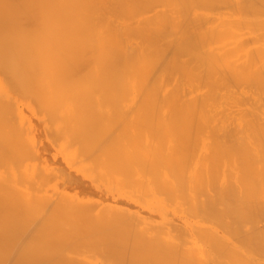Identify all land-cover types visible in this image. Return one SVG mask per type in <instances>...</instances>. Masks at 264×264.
<instances>
[{
  "label": "rangeland",
  "instance_id": "1",
  "mask_svg": "<svg viewBox=\"0 0 264 264\" xmlns=\"http://www.w3.org/2000/svg\"><path fill=\"white\" fill-rule=\"evenodd\" d=\"M112 1L115 2V0H112ZM127 1L128 0H126V1L124 0V2H122L121 0H118V1H116V4L118 2L119 3L121 2L120 4L119 3L118 4L122 5V3H124V5H122V7L123 6L126 7L125 4L127 3ZM130 1L135 2L136 6H133V4H134L133 2H132V6L134 8H137L136 10L135 9L133 10V7L130 6L131 4L130 5H129V3L127 4V6L128 7L130 6V8H131V9L128 8L129 11L133 10L132 11L133 13L135 11L138 12L137 14L134 13V15H136L135 17L133 15V13L130 14L131 11L129 12V11L124 10L126 8L123 7L124 8L123 9L122 7H120L119 10H116L117 9L116 7H118V4H117V6L115 3L110 4L109 9L111 10L112 4L114 5V6L112 5L113 9H115V10H112L110 12L120 11L121 8H122V11H120V12H122L123 14H124V12H126V13L129 12L128 14L125 13V16L121 17V18H120V14L118 17V15L116 13H114L117 15V18H118V19L117 18L115 19L114 24L120 22L124 25H126V24L130 25L132 23L131 27L130 26L129 27L131 28V31L133 29V30H135L133 32H136L138 30L137 28L141 26V25H138V21L143 20V22L142 23L140 22V23L143 25V27L141 26L142 27L141 29L144 30L143 28H144V26H147V24L144 25L143 23H145V22L151 23V21H153V19H149L150 21H148L147 20L148 17H152V16L155 17L154 15L156 14L157 17H156L155 21L160 18L159 21L163 22L161 20L165 17V14L166 15L168 14L166 17H169V20L171 17V19H172L171 21H173L171 23H174V24H171V26L165 25L166 27L163 26L164 28L159 27L160 29H157V30H159V31L162 30L161 32L158 31L159 33L158 32L155 33V31H156L155 30L154 33L151 34L152 37H153V35L155 36V34H156V37L158 39V35L160 36L161 33L162 34L164 33L163 36L161 35V37H162L161 39L166 38V39H163V43H165L164 41H166L167 47H165L166 46L165 44L161 47L162 48L165 47L163 49L165 51V53H169V51L171 52V50H173L172 49L173 47L171 48V45L169 44V42H171V41L173 42V40L175 38H177L175 40H179V39H181V37L182 38L184 37L183 39H181L182 41L183 40L189 41V38L191 39L192 37L196 38L195 41H197L199 39L200 40L204 39L203 41H206V43L208 44L211 42L210 40L213 37L216 38L217 36H222V38L223 37L226 38V36L227 37L231 36L233 33L238 34V33H244L245 32L243 35V39L251 37V38L246 39L249 42L250 47H253L254 45H256V43H254L256 41H254L253 42L254 44H253L249 40V39H252V37H253V39L256 37V40H258V39L262 40L264 38V31H262L263 28L260 29V31H262L261 33H263V38H262V34L260 35L262 39L259 36L260 31L257 29L264 22H262L261 24L260 23L255 24V26H258L260 24L258 27H255L252 25V28L255 27L257 29V31H259V32H257V31L253 32L252 30H254L255 28L251 29V26H248V23H247L248 20L247 19L253 20L254 16H251L249 18L248 17L249 13H248V15H247V13H246V15H242V14H240V12H239V14H236L237 16L234 15V13H237V11H234L235 8L233 6L232 7L234 8V10H233V8L230 7L229 3L231 2V0H156V1H154V0H145V1L139 0V2L137 0H129V2ZM104 2L102 3L103 5L109 1H107L106 3H104ZM93 3H95V2L93 1ZM98 3H97V5H98ZM149 3H153V4L149 5ZM232 3H234L233 0H232ZM67 4H68V9H67L68 14H67L66 19H65V20H67V22L63 23V21H62V19H63L62 1L57 0V21H58V27L59 28H61V25L66 26L65 29L67 30L69 28L67 31H68V33L70 32L72 34V36H74L76 38L86 37L87 41L89 38L95 39L98 36L99 37L102 36L101 38H103V39H109L111 34L114 35L113 32L111 34L109 33V30L106 28V24L101 29V25H100L101 23H98V22H100L99 20H98L97 24L95 25V23H96L95 21L97 19H95L94 17L96 16V18H97V17H99L98 15H100L99 12H97L95 10H97V8H98V11H100L103 9V7H97V8L95 7V10H94L92 8L94 5H92L91 6L92 9H90V11H88V8H87L88 5L85 4V0H67ZM82 4H85V5L83 6ZM88 4L90 5V3H88ZM81 6H83V8H81ZM99 6H101V5H99ZM99 8H102V9L99 10ZM92 10H94V12ZM103 10H105V9H103ZM91 11L93 13H90ZM110 12H108L109 15L106 12H104L107 15L106 16L107 20H109V19L113 20L114 19V18L112 19V17H111L112 15L110 14ZM120 12H117V13H120ZM155 12H158V13H155ZM161 13H163L162 16L158 15ZM88 15L89 16L92 15V18H88V20H87ZM101 15H102V13H101ZM241 15H242V17H241ZM261 15H262V13L259 15V17L258 16L256 17V15H255V17H254L255 22H256V19L257 20H259V19L263 20L264 19V16H261ZM115 16H113V17H115ZM126 16H128V17L131 16L129 18L130 19L133 18V19L129 20V18H128V20H124L127 18ZM141 18H142V20H140ZM166 19L168 20V18H166ZM90 20L91 21L94 20L93 23ZM107 20H105V23L106 22L108 23ZM117 20H118V22H117ZM183 20H184V23L181 22ZM235 20L237 22L238 21L240 22V20L241 21L245 20L246 22L245 21L244 22L246 23V25L248 27H250L251 30H249L246 27V25L244 24L243 21L241 22V24L242 25L244 24L243 28L246 27L247 29L244 28L242 30V28H239L240 27V26L238 27V25L240 24L239 22H238V24H236L237 22H235V25H233V27H231L232 26L231 23ZM175 21H177V22H175ZM166 22H168V21H166ZM66 23H68V25ZM153 23H155V22H153ZM122 24H119L118 26H121ZM124 25H122L120 27L123 30V32L125 31V28L127 30V26H124ZM172 25H173L172 29H167V31L163 32V29L168 28L169 26L172 27ZM178 25L181 27H179ZM242 25H241V27H242ZM102 26H103V24H102ZM113 26L115 28L118 27L116 25H113ZM149 26H152V25H149ZM176 26H177V28H176ZM234 26H236L237 29H235L236 27H234ZM123 27H125V28L123 29ZM152 27L154 29H156L157 25L156 26L153 25ZM262 27H264V26H262ZM105 28L107 30L104 33L102 31ZM148 28H149L148 26H147V28L145 27V29L147 30L146 34L149 31ZM122 30H120V31L122 32ZM239 30H241V31H239ZM139 31L140 30H138V33H139ZM251 31H252V33H251ZM165 32L167 35L169 34L168 37L165 34ZM116 33L118 34V31ZM125 33H126V31H125ZM125 33H124L123 37H125ZM140 33L142 34V32H140ZM100 34H101V36H100ZM128 34H129V32H128ZM137 34H135V35H137ZM255 34H257V35H255ZM135 35H133V37L136 38ZM192 35H194V36H192ZM118 36L119 35H117L116 37H118ZM143 36L141 35V39ZM149 36H148V38H150ZM164 36H166V37H164ZM236 36H238V35H236ZM87 37H89V38H87ZM123 37L122 36H121V38L119 37L120 38L119 40H122ZM133 37H131V36L129 38L127 37V40H126V38H125V40L129 41V39L133 38ZM172 37H175V38H172ZM113 38H115V37H113ZM144 38H146V37H144ZM231 38H232V36H231ZM139 39L140 38H138L135 41L131 39V41L134 43V42H138ZM167 39H169V41ZM253 39H252V41H253ZM193 40L194 39H192V41ZM174 42H179V41H174ZM206 43L204 42V44H206ZM260 44H264V41H262V42L260 41V43H258L257 46ZM205 48H207V47H205ZM205 48H203V49L200 48V49L204 50ZM200 49H198V50L201 51ZM99 87L102 88L101 86H99ZM37 88H38V86H37ZM100 88H98V89H100ZM22 90L24 93L23 95H19L17 93V95L19 97L18 101L10 102V103H1L2 105L0 104V109H2V112H0V115H1L0 116V176H1L0 177V197L2 199L4 197H6L5 198L6 201L3 200L5 202H7V200L11 201V202L9 201L6 204L4 203L5 206H4V204L0 205V209H1L0 210L1 211L0 212V232L2 233L1 239L2 240L5 239V241H3V242L5 243L6 240H9V238H10L9 247L13 246L11 248V250H9V251L13 250L12 252H9V251L5 252V250L3 249L5 247H4V245L0 239V242H1L0 243V259L2 261L3 260L5 261L6 258H7V260H9L8 263L5 262V264L6 263L10 264L9 262H11L10 260H12L13 258L16 260L15 257L20 258L21 259L20 261H24L26 263H31L28 261H35V263H39V264H41L40 262L42 260L45 261V258L48 257L46 259L45 263L46 262L48 263V261H50V262H55V263L59 262V264H61V262L64 263L62 259L64 258V256L67 253H70V257H72V256L73 257L85 256L87 258L96 257V258H99L100 260H103V259L112 260V258H114V257L108 256L105 252V249H107V248H104V246L105 247L111 246L112 243H113L112 244L113 247L117 246L118 248H122V247L127 248L126 247L127 245H128V247H130L127 250L125 249V251H126L125 257L122 256L121 259H124V258L126 259V257H127V260L132 259L133 257L131 256L130 252L132 251V249L133 250L135 249L136 253H135V251H134V253L138 257V258L137 257L136 258L142 260V259L146 258L147 253L144 252L145 248L143 250L142 245L140 243H143V245H145V242L143 239H145L146 237L149 238L150 234L152 233V231H151L152 229L157 231V232L159 231L161 234H165L164 237L167 238L166 240L167 241L170 240V241H168L170 243L175 242L173 244L176 246V248H177L176 244H178V242H179L178 245H180V247H178V249L175 248V250H176L175 252H177V255H175L174 253L172 254V255H175L176 257L170 255L171 253L167 254V256H170V257H169V259H167L168 262L164 261L165 264H168V263L169 264H198V263L199 264H201V263H203V264H264V251H263L264 250V247H263L264 246V227H263L264 226V221H263L264 220V162H263L264 161L263 160L264 154H263V152L264 151H262V150H264V143H263L264 142L263 141L264 130H262V128L264 127V100H260V99L258 100L257 99L260 97H255L256 98L255 100H254V98H253V100L252 99L248 100V98H247L248 101H245V99H243L244 102L243 101L240 102V100H238L239 102H237V100L236 101H234V100L233 101H231V100L230 101L229 100L219 101V103H216V105H217V107H216L217 112L216 113L217 114L216 113L214 114V115H216V117L214 116L215 120H214V117L212 118V122H211V119L207 120V118H204L207 121L206 120L203 121L202 118H200L199 121L194 120L195 122L192 120H190L191 122L187 120L186 122H188V123L194 122V124L192 123L193 126L191 125V129H190V127H188V125H189L188 123H187L188 125L186 124L187 125L186 126V125H184V122H182L183 120H179L180 122L183 123L182 125L179 126V124L177 125V123H176L177 120L174 119V121L177 125V128L174 129L175 127L173 124H175V123H173V121H172L173 118L171 121H170L171 118H169V119L166 118L167 120H169L168 122H170L168 124L167 120H164L165 118H161V117L158 118L157 116H154V115H153L154 116L153 117L152 114L150 116H152L153 119L150 116L149 117L146 116L145 112L147 111V108L150 106L147 104V106H148L147 107L145 105L146 102L145 103L142 102L143 104L142 103L141 104L145 105L147 108L145 110H143L145 107L144 108L139 107V110L140 109H142V110L137 111L136 105L134 104V102H132L133 103L132 104L131 102H126V101L125 102H121V101L118 102L116 100L115 101H102V100L96 101L94 99H88L89 101H91V103L88 102L86 104L84 101H82L83 103L80 102V104L84 105L83 108L86 111H88V112H86V114H87L86 115V114H83L85 111L84 109L79 111L81 109L80 108L81 105L78 108L79 104H75V102H66V101L36 102V100H34V99H33L34 101H32L31 98L27 96V93L25 95L24 89H22ZM250 90H251V88H250ZM253 90L255 91V89H253ZM18 92L20 94H22L20 92V90ZM24 95H25V98H24ZM79 101H81V100H79ZM76 103H77V101H76ZM138 103L139 102H136V104H138ZM116 105H117V107H115ZM132 105L135 106V111L140 112V113L142 112L141 113L142 117H141L140 113H137L138 116H135L137 114H135L136 112L132 109V107H133ZM139 105H137V108ZM151 105L154 106V104H151ZM1 106H2V108H1ZM114 107H115V109L116 108L118 109L119 107L122 109L119 108L118 110H114ZM76 108H78V109H76ZM89 108H92V111L90 110V112H91L90 114H88ZM150 108H151V106H150ZM131 109L135 113H133V111L131 112ZM77 110L80 113H77L78 112ZM116 111H119V113H120V111L121 112L123 111V112L120 113L121 114L120 115ZM81 112H83V113L81 114ZM111 112H112V114L117 113L116 115H119L116 117H115V115H113L114 118L116 119V120H114V121H116L114 123L112 122V120L109 121L108 115L111 114ZM114 112H116V113H114ZM75 113L79 114V115H76ZM123 113H127V114H124L122 116ZM133 115H134V117H133ZM113 116L112 115L110 116L111 119L113 118ZM139 117H141V119H138ZM143 117H144V122L142 121ZM155 117H156V119L154 120ZM117 118H119V119H117ZM145 119H148V120H145ZM151 119H152V121H150ZM157 119H160V120H157ZM117 120H118V122H117ZM123 120H124V123H123ZM127 120H129V122ZM133 120L134 121L135 120H139V121L141 120L142 122L141 121L140 122L139 121L133 122ZM200 120L203 121L202 125H201L203 127H201V128H200V123H201ZM153 121H156L157 123L156 122L153 123ZM179 121H178V123H180ZM214 121H216V123H217V128H216V132L218 133L217 135H215L216 132L212 133V130H210L211 129L210 127H212L211 125L216 124ZM82 122H83V124H82ZM98 122H100V123H98ZM171 122L173 123L172 125H171ZM125 123H126V125H125ZM128 123H129V125H128ZM134 123L135 124L139 123L137 125H141V127L136 126ZM151 123H153V124H151ZM161 123L162 124L164 123L163 125L165 127ZM165 123L167 124V126H169V128H170V126H173V128L171 127V129L168 130L169 128L166 126ZM196 123H199V125H197ZM204 123L205 124L207 123V124L205 125ZM120 124H122V125L120 126ZM208 124H210V127ZM114 125L115 126L118 125V126L115 127ZM142 125L145 127L143 128ZM147 125H149V127ZM204 125H205V127L208 125L206 128L207 129L209 128V129L206 130ZM225 125L228 126V129L233 127V129H232L233 131H231L232 133L227 132V134H225L224 132H222L223 133V135H222V133L220 132L221 131L220 129H222L221 126H225ZM198 126L200 129L198 128ZM234 126L236 128H234ZM243 126H244V128H243ZM137 127H138V130L142 129L143 133L141 131L135 130V129H137ZM180 127H182V128H180ZM185 127L187 130L188 129L189 130L193 129V130L189 133V130L187 132L186 129L185 130L183 129ZM117 128H118V131H117ZM178 128H179V130L181 129V131H179ZM218 128H220L219 131H218ZM201 129H204L206 132L204 131L205 133L203 134L202 133L203 130H201ZM234 129H235V131H234ZM243 129H245L244 130L245 132L243 131ZM124 130H125V132H124ZM175 130L176 131L178 130L179 133L175 132ZM183 130L185 132V135L183 133ZM197 130H199V131L201 130V133H199ZM209 130H210V132H208ZM120 131H122V132H120ZM193 132L195 134H192ZM207 132L209 133V135L207 134ZM262 132H263V135H262ZM139 133L140 134L142 133V134L140 135ZM186 133H188L190 135H188V134L186 135ZM198 133L203 135V137H205V135H207L209 137V139L210 138L211 139L209 140V139L203 138L201 135H199L200 141L199 140L197 141ZM135 134H137V135H135ZM152 134L154 135V137ZM178 134H179V136H178ZM182 134H183V136H182ZM191 134L195 135V138H193L194 136L192 137ZM212 134L215 137L217 136L216 141L217 140L218 141L216 144L217 145L219 144V146L221 145L220 151L217 153H220V152H222V153H220L219 155L217 153H214V152H216L217 149H219L218 146H217V149H215L213 152L209 151V153H210V154H208L209 163L211 161L210 155H211V157L215 154L218 155V157L221 155H222L221 157H223V158L225 157L224 158L225 160L223 158H220V157L219 158L221 160L218 158L215 159L216 156H215V158L212 157V159L217 163H214L211 165V163L214 162L212 160V162L210 163L211 167L214 165L216 168V164H219V165H217V168L215 169L217 171L216 173H215L214 168L210 169L211 167L206 165L207 161L203 162L204 167H202L203 166V164L201 165L202 161L198 159V156H199L198 151H200V150H201L200 151L201 155L206 154L205 157H207V153H208L207 149H209V148L211 149V147L209 146L210 145L209 141H211V144H212V141H215V137L212 138V136H213ZM139 135L143 136V137L141 138ZM224 135L226 138L224 137ZM228 135L230 136V138L227 137ZM136 136H138L139 138ZM184 136L187 138H185ZM188 136H191V139L192 138L193 139L191 140L190 137L188 138ZM132 137L134 140L132 139ZM148 137L150 140H148ZM179 137H181V138L179 139ZM238 137H239V139H238ZM249 137H251V139ZM173 138H174V140L176 138V140L175 141L173 140V143H171L172 142L171 140ZM201 138H203V139H201ZM228 138H229V141H228ZM169 139H170V141H169ZM188 139L190 140V142L191 141L194 142L195 146L199 145V144H195V142L200 143V146L197 147L198 149L196 150V148H195L196 153L193 150L194 148L193 149L191 148L192 142L190 145H188L189 143H187V145H188L187 147L184 145L183 141L186 140V142H187ZM177 140L178 141L180 140L184 146H182V143L180 141H179V143H177L176 142ZM189 140H188V142H189ZM160 141L162 144H165V146L164 145L162 146V144L159 143ZM222 141H224V143L227 141L228 143L223 144ZM230 141L234 144L230 143ZM134 142H135V144H134ZM174 142H176V144H175L176 146L178 144L179 147H181V146H182V148L185 147V148H187V151H190V149H191V151L193 150V152L196 154V156H194V154H192V156H194L192 162H191L192 159H190V160L188 159L190 162L189 164L191 165V169H190L189 164L185 163L186 160H184V159H187L186 158L187 157L186 156L187 151L185 152V154L183 152V154L185 155V158L179 156L178 154L181 153L179 151V149H181V148L176 147V149H175V145H172V144H174ZM206 142L209 144H207ZM219 142H221V144ZM147 143H149V144H147ZM156 143H159L158 145L161 144L160 146H162V148H160L159 146L154 147V146H157V145H155ZM245 143L248 144L249 147H247L245 145ZM258 143H260V144L258 145ZM204 144L206 147L208 145L209 148L207 147L205 150ZM229 144H230V146H229ZM231 144H232V146L235 145L234 146L235 148L232 147ZM239 144H240V146H239ZM170 145L173 146L172 149L174 151H177V150L178 151L174 153L172 151V149H167V146L169 148H171ZM261 145H263V149H262ZM195 146H193V147H195ZM222 146H223V148L224 147L226 148L225 149V151H226L225 155H223L224 149L222 148ZM228 146L230 148L231 147L233 148V149L231 148L232 151H231V149H229ZM241 146H244V147L242 148ZM188 147H190V149ZM156 148H158V149L160 148V150H158ZM185 148H183V149H185ZM227 148L231 152V154L229 153V151L227 152ZM245 148H247V149H245ZM164 149H165L164 156L165 155L167 156L168 154H165V153H168L170 150V151H172V153H174V155H177L181 159L184 158L183 160H181L179 158L177 159L176 156L173 158L172 157L173 154H172V156L168 155V157L166 158L168 160L167 161L168 164L167 163L166 164L168 165L169 169L171 168V167H169V164H170L169 162L172 160L171 162L173 163V159H174V163H176L177 165H178V160H179V163L182 161V164L184 162L185 165L189 166V167H186V169H188V168L189 169L186 170L187 172H185L186 173L185 174L184 172H182V169L180 168L182 164L180 163L178 165V167L180 166L179 168L181 169V170L179 169V171H181V173L184 174V176H179V177L185 178V177L189 176L186 179L181 178L183 181L182 180H181V182L179 181L180 184L177 183V181L176 182L173 181L174 179H172V176L175 179H177V178L179 179V177H177L178 172H176V173L174 172V171H178V168H176V170H174L175 169L174 168L173 169L174 171L171 168L170 170L168 169L169 170L168 171V170H166L167 168L165 169V167L167 165H165V163L161 164L162 160H165L164 156H162ZM259 149L261 150V152H259ZM156 150H158V151L162 150L160 152L161 153L160 156H159L160 153L158 151H157L158 154H156V152H155ZM241 151L243 152L242 156H240ZM153 152H155L156 155ZM244 152L246 155H243ZM258 152L260 154L262 153V155H260ZM254 153L258 154V155H255ZM183 154L181 153L180 155H183ZM226 154L228 155L227 157H226ZM247 154H249V155H247ZM157 155L159 156L158 158H160L162 156V158H164V159L160 158V160L162 159L161 163L159 161V162H157V163H159V165L157 164V166H155V164H156L155 162L158 159H156L157 157H154V156H157ZM229 155H232V156H230L231 158L229 157ZM252 155H254V157ZM170 156L173 159L169 160ZM249 156L250 157L252 156L251 162L253 164L247 163L246 167H249V166L251 167V168L249 167V170H248V168H246V167H245L246 169L242 168V165H240V164H242L241 161H243L244 158H246V160L247 159L249 160V158H250ZM262 156H263V158H262ZM150 157H151L152 162H154L153 158L156 159L154 162V167H153L156 171H154V169L153 170L151 169V166L153 165V163L150 162V160H149ZM188 158H190V157H188ZM201 158H204V157L200 156V159ZM253 158H256V159H254L255 162L253 161ZM257 158H259V159L257 160ZM226 159H227V161H226ZM234 159H236V160L234 161ZM240 159H242V160H240ZM197 160L201 161L200 165H199L201 167H199V170H200V168L204 169V174L202 173L204 176H202V177H204L205 181L197 179V181H200V182H198V184H197V182L194 183L195 187L193 188L194 184L192 185V181H193L192 177H195L193 174H196V175L198 174L197 170L195 169L198 166L197 165L198 163H196ZM206 160H208V159H206ZM223 160H224V162H222ZM238 160H240V161H238ZM175 161H177V162H175ZM236 161L238 163H236ZM163 162H166V161H163ZM186 162H188V161H186ZM218 162H221V163H218ZM248 162H250V160ZM149 164H150V166H149ZM184 164H183V166L185 167ZM236 164H238V165H236ZM160 165H165V166H164V168H162V169L158 168L159 170H157V168H155V167H159ZM239 165H240V167H239ZM174 166H176V165L174 164ZM260 166L263 169L260 168ZM149 167L152 171L148 169ZM184 167H182V168H184ZM207 167H208V170L210 169L211 173L213 172V170H214L213 174L215 173V175H213L214 177L211 175L213 180L211 179V177L208 178L211 181L207 180V177L210 176V174L208 176L206 175V171H207L206 168ZM217 169H221V170H217ZM251 169H252V171H251ZM195 170H196V172L194 173ZM224 170L226 172H224ZM244 170H245V172H244ZM148 171H150L149 173H151L153 171L156 173H157V171L159 173L161 172L159 175L157 173L160 182L165 183V181L166 182L169 181L170 184H172V186H171V185H169V182L167 183V186H169V190L171 188L174 189L175 185L178 186V189L177 188H176L177 190L174 189V192L175 191L179 192L180 189L181 190L184 189L183 191H186L187 195L189 196V200H188V196H187L186 197L187 200H185V202H186L185 203L184 201H182L181 197L175 198L173 196L174 198H171L173 201L170 199L172 201L171 205H169L170 204L169 203L170 200H169L165 204L167 206H164L161 210L150 214V212L147 210L146 206L148 204L157 202L162 197V195H161L162 193H160L158 195L156 192L153 191V190H155V189H153L154 188L153 186L155 184L154 182H156L158 180H155L154 178H152V176L155 177V175H156L154 172H153L154 174L152 173L153 174L152 175V174H149ZM229 171L232 173V175L230 174ZM246 171H247L248 175L247 174L244 175L246 173ZM167 172H168V174H167ZM173 172L175 174H177V176H174ZM243 172H244V174H243ZM225 174H226V176H225ZM236 174H237V176H236ZM160 175L162 177H160ZM169 175L171 177H169ZM198 175L196 177H198ZM244 176H247V177L245 178ZM190 177H191V180H190ZM199 177H201V175H199ZM225 177H227V178H225ZM240 177H242V178H240ZM151 178L153 180H151ZM187 179L190 180V184L192 185V187L188 184L187 181H189V180H187ZM199 179H201V178H199ZM238 179H239V181H238ZM184 180H186L187 184L184 183L185 182ZM228 180L230 181V183ZM139 181H144V182L140 183ZM201 181H203V182H201ZM215 181H217V183ZM231 181H232V183H231ZM151 182H152V184L153 183L154 184L152 185ZM160 182H157V184L158 183L161 184ZM210 182H211V184H210ZM214 182L216 184H214ZM181 184L184 185V188ZM162 185L163 184L156 187L157 190H159V187L161 188ZM164 185H166V184H164ZM188 185L191 188H188L189 187ZM233 185L235 187H237L238 189L235 188ZM243 185L245 186V188ZM196 186L198 187V189ZM164 187H166V186H164ZM203 187L206 190H204ZM214 187H215V189H214ZM222 187H223V190H221ZM224 187H225V189H224ZM227 187H229V188H227ZM200 188L202 189L203 192L200 191L201 190ZM185 189H187V190H185ZM191 189H193L192 192L196 193V194L198 192H196L195 189L199 190L200 194L194 195V196H196V198H195L191 192ZM227 190H229V191H227ZM183 191L181 192L182 194H184ZM222 191H223V193L224 192L225 193L223 194ZM178 192L174 193V195L178 194ZM220 192H221V195H220ZM181 193L179 192V195ZM186 193L182 196V198L184 196H186ZM206 193H207V196L204 195ZM179 195H176V197ZM2 196H4V197H2ZM210 196H212V199ZM9 197H10V199H9ZM190 197L192 198L191 201H190ZM193 198H195V199H193ZM12 199H13V201H12ZM215 199H217V200H215ZM181 202H182V204H181ZM232 203H233V205H232ZM187 204L188 205L192 204V205H190V206H192L191 208L195 207V205L197 204L200 206V208H198L199 207L198 206V207H195L193 209H191V208L189 209L190 206H188ZM250 204L252 206H250ZM49 205H51V206H49ZM11 206L13 208H11ZM18 206L20 207V210H19ZM101 206H103V207H101ZM2 207H3V210H2ZM6 207H8V209H6ZM49 208H51V209H49ZM113 208L124 211L126 216H124L123 214L120 215L119 213L115 212V210H112ZM76 211H77V213H76ZM4 212H6V213H4ZM106 213H108V214H106ZM254 213L257 214L256 217L254 216L255 215ZM99 214H101V215H99ZM102 214H103V216H102ZM116 214H118V217ZM101 217H102V219H101ZM173 217H175V219H173ZM185 217H187V218H185ZM123 220H125V221L123 222ZM29 221H31L32 223L30 224ZM163 223H167V225L163 224ZM36 224H37V226H36ZM172 224H174V225H172ZM231 224H232L231 231H227L226 226H230ZM26 225H27V227H26ZM30 225L32 228L29 227ZM38 225H39V227L41 225L44 226V229H46V230L43 231L42 227L39 229ZM20 226H22L21 230H20V228H21ZM154 226H156V228ZM161 227H163V228H161ZM24 228H26L27 232L24 231L25 230ZM34 228H35V231H34ZM36 228H37V231H39V230L40 231L37 232ZM18 229L20 231H18ZM160 229H161V231H160ZM163 230H164V232H163ZM109 231H110V233H109ZM138 231H140V233H138ZM33 232H35L33 234V236H35V237L32 236V239H34L32 241V239L29 237H31ZM36 232H37V234H36ZM220 233H221V235H220ZM20 234L26 235V236H21L23 238L26 237V239L25 238L20 239V237H19ZM177 234H179V235L176 236ZM144 235H145V237H144ZM173 235H174V238L171 237ZM138 236L139 237L142 236L141 238H138V240L140 239L138 243L140 244L141 249H140L139 245L137 246V244L135 243ZM175 236L178 238V240L176 239ZM36 237L38 239H41L40 243ZM179 237H181V240H179ZM18 239H19V241H18ZM256 239L258 241H256ZM146 240H147V238H146ZM251 240L254 241L255 243L251 242ZM22 241H23L24 246L21 243ZM46 241L47 242L50 241L53 244H51L50 242L47 243ZM127 241L129 242L128 244H127ZM122 242H124V243H122ZM6 243L8 244V241ZM6 243H5V246L8 249H10ZM105 243H106V245H105ZM109 243H111V244H109ZM114 243H115V245H114ZM199 243H201V244H199ZM116 244H118V245H116ZM38 245L41 248V249L38 248L39 251H37V247H36ZM45 245L49 247V250L51 249L50 252H48V251L46 252V250L44 249ZM93 245H94V247L95 246H97V247L94 248ZM98 245H99V247H98ZM260 246H262V247H260ZM137 247H139V248H137ZM256 247L258 249H256ZM7 248H6V250H7ZM20 248H21V250H20ZM72 248H73V250H71ZM74 248L77 249L78 252ZM180 248H182V249L180 250ZM261 248L263 250H261ZM1 249H2V251H1ZM16 249H18L20 251L17 250V252H16ZM97 249H99V250H97ZM128 250H129V253H128L129 255H127ZM140 250H143L142 252L146 253V254H144V257L143 256L141 257L142 252ZM70 251H73V252L71 253ZM74 251H75V254H74ZM37 252H38V255H37V257H35ZM5 253H9V255L8 254L5 255ZM10 253L13 254V256ZM15 253H17V254L15 255ZM44 253H46V254L44 255ZM179 253H181L182 255H180ZM184 255H186V256H184ZM167 256H166V258H168ZM180 256H181V258H180ZM4 257H6V258L4 259ZM10 257H11V259H9ZM23 257H25V258H23ZM152 257H153L152 260L154 262L152 261L150 263H152V264L159 263V261H160L159 259H156L157 261H155V258H154L155 256H152ZM171 257H172V259H171ZM52 258H54L55 260H53ZM59 258L62 260V261L60 260L61 262L59 261ZM115 258L118 259V257H115ZM156 258H157V255H156ZM196 258H198V259H196ZM24 259L25 260L27 259L28 261L27 260L25 261ZM64 260H65V258H64ZM175 260H176V263H175ZM192 261L193 262L195 261V262L193 263ZM196 261H198V262L196 263ZM12 262H13V260H12Z\"/></svg>",
  "mask_w": 264,
  "mask_h": 264
},
{
  "label": "bare ground",
  "instance_id": "2",
  "mask_svg": "<svg viewBox=\"0 0 264 264\" xmlns=\"http://www.w3.org/2000/svg\"><path fill=\"white\" fill-rule=\"evenodd\" d=\"M62 1V13H63V19H62V21H63V23L64 22H67V20H65L66 19V16H67V14H68V12H67V9H68V4H67V0H61ZM93 1L95 2V3H93ZM97 0H85V4H87L88 6H87V8H88V11H90V9H94L95 10V7L97 8V7H103V9H105V10H103L102 8H99V10L100 9H102V10H100V11H98V8H97V10H95V11H97V12H99V14L100 15H98L99 17H97L96 18V16L94 17L95 19H97L95 22V25L97 24V22H98V20L100 21V22H98V23H101L100 25H101V29L104 27V25L106 24V28L109 30V33L111 34L112 32L114 33V35L113 34H111V36L109 37V39H103V38H101L102 36H101V34H100V36L101 37H97V38H95V39H93V38H89V37H87V38H89L88 39V41L86 40V37H84V38H76V37H74V36H72V34L69 32L68 33V29L66 30L65 28H66V26H63V25H61V28H59L58 27V21H57V0H0V104L1 103H10V102H16V101H18L19 100V97H18V95H17V93L19 94V95H23L24 93H23V90L22 89H24V92H25V95H26V93H27V96L28 97H30L31 98V100L32 101H34V100H36V102H44V101H66V102H75V104H79L78 105V108H79V106L81 105V109L79 110V111H81L82 109H84L83 108V106L84 105H82V104H80V102H82V101H84L86 104L88 103V102H90L91 103V101H89L88 99H94V100H96V101H98V100H102V101H121V102H134V104L136 105V109H137V111H140V110H142V109H140L139 110V107H141V108H144L143 110H145L148 106H147V104L148 105H150L151 106V108H150V106L147 108V111L145 112V115L146 116H150L151 114H152V116L154 115V116H157L158 118L159 117H161V118H165L164 120H167L166 118H171L170 119V121L172 120V118H173V123H175V121H174V119H176L177 120V125L179 124V126L180 125H182L183 123L182 122H184V125H186L188 122H186L187 120L188 121H190V120H192V121H199V119L200 118H202V120L204 121V120H206V119H204V118H207V120H209V119H211V122H212V118L215 116L216 117V115H214L217 111H216V107H217V105H216V103H219V101H227V100H231V101H236L237 100V102H239L238 100H240V102L241 101H243L244 102V100L243 99H245V101H248V100H250V99H252L253 100V98H254V100L256 99L255 97H260V98H257L258 100L260 99V100H264V44H260V45H258L257 46V44L258 43H260V41L262 42V41H264V38H263V33H261L262 31H264V27H262V26H264V23H262V22H264L262 19V21L259 19V20H257L256 19V22H255V15H256V17L258 16L259 17V15L262 13V15L261 16H264V0H233V2L234 3H232V0H231V2L229 3L230 4V7L231 8H235V10H234V8H233V10L234 11H237V13H234V15H236V14H239V12H240V14H242V15H246V13H247V15H248V13H249V15H248V17L250 18L251 16H254L253 17V20H251V19H247L248 21H247V23H248V26H251V29H254L255 27H258L261 23H262V25H260L259 26V28H257L259 31H260V29H262L263 28V30L262 31H257V29L255 28L254 30H252L253 32H255V31H257V32H259V36L262 34V38H261V36H260V38L262 39V40H256V37L253 39V37H252V39H253V41H252V39H249L250 41H251V43H253L254 41H256V42H254V43H256V45H254L253 47H250L249 46V42L246 40V39H248V38H251V37H248V38H245V39H243V35H244V33H238V34H235V33H233L231 36H232V38H231V36H226V38H222V36H217L216 38L215 37H213L210 41V43H206V41H203V40H197V41H195V37L193 38H189V41L188 40H181V39H183L182 37H181V39H179V40H175V39H177V38H175V37H172V38H175L174 40H173V42L171 41V42H169V44L171 45V48L173 49V50H171V52L169 51V53H165V51L163 50L165 47H167V44H166V41H164L165 43H163V39H166V38H163V39H161L162 37H161V35L163 36L164 35V33L162 34H160V36L158 35V39H157V37H156V34H155V36L153 35V37L151 36V34H153L154 33V31H155V33L156 32H158L159 30H157V29H160L159 27H166L167 25H170L171 26V24H174V23H171V22H173V21H171L172 19H171V17H170V20H169V17H166L167 15L165 14V17L161 20V21H163V22H160L159 21V19L158 20H156L155 21V19H156V14L154 15L155 17H148L147 18V20L148 21H150L149 19H153V21H151V23L149 22V23H143L144 25H146L147 24V26L149 27L148 28V33L146 34V32H147V30L145 29V27L147 28V26H144V30H142L141 28L143 27V25L141 24L142 22H143V20H142V18L140 19V20H142V21H138V25H141L140 27H138L137 29L138 30H140L139 31V33H138V30L136 31V32H133V31H135V30H133L132 29V31H131V25H132V23L130 24V25H124V24H122V23H120V22H118V20H117V22L119 23V24H122V25H124V26H127V30H126V28L125 27H123V29L125 28V31H126V33H125V31L123 32V30L120 28L121 26H118L119 24L118 23H115L114 24V21H115V19L117 18V15H118V17H119V14H120V18L121 17H124L125 16V13L126 12H124V14L122 13V12H120V11H122V8L124 7V8H126V9H124V10H126V11H129V9H131L130 8V6H132V2L130 1L129 2V0L127 1V3L125 4L126 5V7L125 6H123L122 7V5H124V3H122V5H119L118 3V7H116L117 9L116 10H119V8L120 7H122L121 9H120V11H116V12H110V11H112V10H115V9H113V7H112V5H111V10L109 9L110 8V4L111 3H115L116 4V1H118V0H115V2H113L112 0L110 1V0H98L97 2H96ZM105 1V2H104ZM107 1H109V2H107ZM122 2H124V0H121ZM126 1V0H125ZM138 2H139V0H137ZM142 1V0H141ZM143 1H145V0H143ZM154 1H156V0H154ZM90 3V5L88 4V3ZM99 2V3H98ZM106 3V4H102V3ZM153 2V1H152ZM84 3V2H83ZM93 3V4H92ZM97 3H98V5H97ZM129 3V7L127 6V4ZM134 4H133V6H136L135 5V2H133ZM154 3V2H153ZM153 3H149V5H151V4H153ZM85 4H82L83 6L85 5ZM108 4V5H107ZM117 4H116V6H117ZM168 4V3H167ZM233 4V5H232ZM92 5H94L92 8H91V6ZM99 5H101V6H99ZM157 5V4H156ZM155 5V6H156ZM166 5V4H165ZM83 6H81V8H83ZM90 6V7H89ZM109 6V7H108ZM114 6V5H113ZM132 6V7H133ZM145 6V5H144ZM143 6V7H144ZM233 6V7H232ZM138 7V6H137ZM153 7V6H152ZM129 8V9H128ZM107 9V10H106ZM136 10L137 8H134L133 7V10ZM94 10H92L93 12H94ZM109 10V11H108ZM132 10V11H133ZM167 10V9H166ZM90 12V13H93V12ZM131 11V10H130ZM129 11V12H130ZM131 11V13L130 14H132L133 12ZM143 11V10H142ZM165 11V10H164ZM233 11V12H234ZM104 12H106L108 15H109V13L108 12H110V14L112 15L111 17H112V19L113 20H111V19H109V20H107V15H106V13H104ZM117 12H120V13H117ZM128 12V13H129ZM101 13H102V15H101ZM114 13H116V14H114ZM128 13H126V14H128ZM134 13H138V12H134ZM134 13H133V15H134ZM155 13H158V12H155ZM182 13V12H181ZM97 14V13H96ZM114 14V15H113ZM129 14V15H130ZM162 14L163 13H161V14H158V15H161L162 16ZM251 14V15H250ZM258 14V15H257ZM116 15V16H115ZM123 15V16H122ZM188 15V14H187ZM232 15V14H231ZM242 15H241V17H242ZM86 16V15H85ZM91 16V17H90ZM88 15V17H87V20H88V18H92V15ZM101 16V17H100ZM104 16V17H103ZM113 16H115V17H113ZM136 15H134V17H135ZM237 16V15H236ZM103 17V18H102ZM106 17V18H105ZM127 17V18H126ZM125 18L126 19H124V20H128V18L129 17H131V16H126ZM147 17V16H146ZM159 17V16H158ZM244 17V16H243ZM246 17V16H245ZM247 17V18H248ZM93 18V19H94ZM100 18V19H99ZM105 18V19H104ZM119 18V19H120ZM145 18V17H144ZM143 18V19H144ZM166 18H168V20L166 19ZM103 19V20H102ZM118 19V18H117ZM133 19V18H132ZM132 19H130L129 18V20H132ZM165 19V20H164ZM197 19V18H196ZM105 20H107L108 21V23L106 22L105 23ZM191 20V19H190ZM239 20V19H238ZM251 20V21H250ZM86 21V20H85ZM91 21V20H90ZM94 21V20H93ZM93 21H91L92 23H93ZM159 23H158V22ZM166 21H168V22H166ZM187 21V20H186ZM243 21V20H242ZM241 20H240V24H241V22H242ZM245 21V20H244ZM243 21V22H244ZM260 21V22H259ZM141 22V23H140ZM153 22H155V23H153ZM158 24H157V23ZM175 22H177V21H175ZM181 22H183L184 23V20L183 21H181ZM235 22H237L236 20L235 21H233L232 23H231V27H233V25H235ZM238 22L236 23V24H238ZM246 22V21H245ZM244 22V24L246 25V23ZM62 23V24H63ZM124 23V22H123ZM135 23V22H134ZM140 23V24H139ZM179 23V22H178ZM257 23H260L258 26H255V24H257ZM67 25H68V23H66ZM65 24V25H66ZM102 24H103V26H102ZM116 25V26H118L117 28H115L113 25ZM162 24V25H161ZM176 24V23H175ZM238 25V27L239 28H242V30L245 28V29H249V30H251L250 29V27H248L247 25H246V27H244L243 28V26H244V24L242 25V27H241V25ZM92 25V24H91ZM99 25V24H98ZM112 25V26H111ZM149 25H154V26H156L157 25V27H156V29H154L152 26H149ZM166 25V26H165ZM180 25V24H179ZM178 25V26H179ZM187 25V24H186ZM191 25V24H190ZM252 25L253 26H255V27H253L252 28ZM110 28H109V27ZM130 26V27H129ZM169 26V27H170ZM151 27V28H150ZM163 27V28H164ZM165 28V29H163V32L164 31H167V29H172L173 28V25H172V27H170V28ZM175 27V26H174ZM179 27H181V26H179ZM234 27H236V26H234ZM261 27V28H260ZM104 29L102 32H106V30L107 29ZM115 28V29H114ZM136 28V27H135ZM140 28V29H139ZM176 28H177V26H176ZM111 29V30H110ZM152 29V30H151ZM154 29V30H153ZM175 29V28H174ZM232 29V28H231ZM235 29H237V27L235 28ZM234 29V30H235ZM120 30H122V32L120 31ZM129 30V31H128ZM178 30V29H177ZM118 31V34L116 33ZM121 33H120V32ZM144 31V32H143ZM162 30H160L159 32H161ZM236 31V30H235ZM238 31V30H237ZM239 31H241V30H239ZM252 31H251V33H252ZM101 32V33H102ZM128 32H129V34H128ZM132 32V33H131ZM140 32H142V34L140 33ZM152 32V33H151ZM158 32V33H159ZM171 32V31H170ZM169 32V33H170ZM250 32V31H249ZM108 33V34H109ZM120 33V34H119ZM124 33H125V37H123L124 36ZM138 33V34H137ZM144 33V34H143ZM150 33V34H149ZM157 33V34H158ZM247 33V32H246ZM119 35L118 37H116L117 35ZM123 34V35H122ZM132 34V35H131ZM135 34H137V35H135ZM165 34H166V32H165ZM171 34V33H170ZM199 34V33H198ZM248 34V33H247ZM107 35V34H106ZM133 35H135L136 36V38L135 37H133ZM141 35L143 36L142 37V39H141ZM150 35V36H149ZM167 35V34H166ZM169 35V34H168ZM168 35H167V37H168ZM236 35H238V36H236ZM255 35H257V34H255ZM121 36L123 37L122 38V40H119L120 38H121ZM133 37V38H130L129 39V41H126L127 40V37L129 38V37ZM148 36L150 37V38H148ZM192 36H194V35H192ZM74 37V38H73ZM107 37V36H106ZM113 37H115V38H113ZM120 37V38H119ZM144 37H146V38H144ZM160 37V38H159ZM164 37H166V36H164ZM220 37V38H219ZM125 38H126V40H125ZM138 38H140L139 39V41L138 42H132L131 41V39L132 40H137ZM124 39V40H123ZM161 39V40H160ZM171 39V38H170ZM192 39H194L193 41H192ZM168 41H169V39H167ZM172 40V39H171ZM181 40V41H180ZM174 41H179V42H174ZM204 42L206 43V44H204ZM168 43V42H167ZM253 43V44H254ZM166 45L164 48H162L161 46H163V45ZM198 44V45H197ZM169 47V46H168ZM205 47H207V48H205ZM162 48V49H161ZM170 48V49H171ZM203 49V48H205L204 50H201V49ZM198 49H200L201 51H199ZM167 50V49H166ZM169 50V49H168ZM168 52V51H167ZM101 86L102 88H100L99 86ZM37 86H38V88H37ZM98 86V87H97ZM98 88H100V89H98ZM250 88H251V90H250ZM255 89V91L253 90V89ZM26 89V90H25ZM249 89V90H248ZM20 90V92L22 93V94H20L18 91ZM253 90V91H252ZM25 95H24V98H25ZM29 98V99H30ZM247 98H248V100H247ZM22 99V98H21ZM34 99V100H33ZM87 99V100H86ZM27 100V99H26ZM79 100H81V101H79ZM251 100V101H252ZM31 101V102H32ZM76 101H77V103H76ZM87 101V102H86ZM136 102H139L138 104H136ZM142 102H146L145 103V105L147 106H145V105H142L143 103ZM148 102V103H147ZM83 103V102H82ZM84 103V104H85ZM142 103V104H141ZM133 104V103H132ZM140 104V105H139ZM151 104H154V106H152ZM156 104V105H155ZM2 105V104H1ZM118 105V104H117ZM117 105L115 106V107H117ZM120 105V104H119ZM137 105H139L138 106V108H137ZM77 106V105H76ZM88 106V105H87ZM91 106V105H90ZM121 106V105H120ZM133 106V107H132ZM131 107H132V109L135 111V106L134 105H132ZM115 107H114V110H118L117 108L115 109ZM122 107V106H121ZM1 108H2V106H1ZM78 108H76V109H78ZM86 108V107H85ZM129 108V107H128ZM87 109V108H86ZM120 109H122V108H120ZM131 109V112L133 111ZM1 111L0 112H2V109H0ZM85 110V109H84ZM89 110V113L88 114H90L91 112H90V110L92 111V108H89L88 109ZM239 110V109H238ZM78 111V110H77ZM77 112V113H80V112ZM113 111V110H112ZM128 111V110H127ZM133 111V113H135V114H137V113H140V112H137V111H135L134 112ZM86 112H88V111H84V113L83 112H81V114L83 113V114H86ZM116 112H118V114H120V113H122L121 111H120V113H119V111H116ZM116 112H114V113H116ZM126 112V111H125ZM148 112V113H147ZM94 113V112H93ZM130 113V112H129ZM142 113V112H141ZM140 113V115H141V117H142V114ZM150 113V114H149ZM2 114V113H1ZM76 114V113H75ZM80 114V115H81ZM117 114V113H116ZM116 114H112V112H111V114H109L108 116H109V121L110 120H112V122L114 123V122H116V121H114V120H116L115 118H114V116L113 115H115V117L116 116H119V115H116ZM124 114H127V113H123L122 114V116L124 115ZM217 114V113H216ZM76 115H79V114H76ZM87 115V114H86ZM92 115V114H91ZM113 116V118L111 119V117L110 116ZM121 115V114H120ZM1 116V115H0ZM89 116V115H88ZM93 116V115H92ZM127 116V115H126ZM135 116H138V114L137 115H135ZM144 116V115H143ZM152 116H150L151 118H152ZM153 116V117H154ZM128 117V116H127ZM133 117H134V115H133ZM141 117H139L138 119H141ZM215 117H214V120H215ZM125 118V117H124ZM146 118V117H145ZM160 118V119H161ZM117 119H119V118H117ZM143 120V122H144V117L142 118ZM153 119V118H152ZM152 119L150 120V121H152ZM156 119V117L154 118V120ZM160 119H157V120H160ZM121 120V119H120ZM125 120V119H124ZM124 120H123V123H124ZM145 120H148V119H145ZM179 120H183L182 122H180ZM206 120V121H207ZM122 121V120H121ZM128 122H129V120H127ZM138 122L139 120H133V122ZM141 121V120H140ZM139 121V122H140ZM141 121V122H142ZM169 120H167V123L169 124L170 122H168ZM178 121L181 123H178ZM194 121V122H195ZM203 121H201L200 120V128L201 127H203V126H201L202 125V122ZM84 122V121H83ZM83 122H82V124H83ZM117 122H118V120H117ZM132 122V121H131ZM154 122H156V121H153V123ZM191 122V121H190ZM188 123L187 125H188V127H190V129H191V125H192V123L194 124V122H192V123ZM210 122V123H211ZM215 123H216V121H214ZM98 123H100V122H98ZM122 123V122H121ZM127 123V122H126ZM126 123H125V125H126ZM147 123V122H146ZM145 123V124H146ZM153 123H151V124H153ZM157 123V122H156ZM172 122H171V125L173 124ZM176 123L175 124H173L174 125V129H176L177 128V125H176ZM199 123H196L197 125H199ZM119 124V123H118ZM135 124V123H134ZM137 124H139V123H136L135 125L136 126H140L141 127V125H137ZM143 124V123H142ZM144 124V125H145ZM162 124V123H161ZM164 124V123H163ZM162 124V125H163ZM166 124V123H165ZM195 124V125H196ZM205 124V123H204ZM207 124V123H206ZM205 124V125H206ZM122 124H120V126H121ZM128 125H129V123H128ZM176 125V126H175ZM186 125V126H187ZM194 125V126H195ZM205 125H204V127H205ZM209 125V127H210V124H208ZM207 125V126H208ZM216 125V126H215ZM215 125H211L212 127H210L211 129L210 130H212V133H215L216 132V128H217V123L215 124ZM224 125V124H223ZM229 125V124H228ZM231 125V124H230ZM233 125V124H232ZM97 126V125H96ZM115 126V125H114ZM113 126V127H114ZM116 126H118V125H116ZM115 126V127H116ZM124 126V125H123ZM146 126V125H145ZM145 126H143L142 125V127L144 128ZM148 127H149V125H147ZM161 126V125H160ZM164 126V125H163ZM166 126H167V124H166ZM178 126V127H179ZM193 126V125H192ZM206 126V127H207ZM239 126V125H238ZM245 126V125H244ZM244 126H243V128H244ZM250 126V125H249ZM147 127V128H148ZM159 127V126H158ZM165 127V126H164ZM168 128H169V126H167ZM171 127L173 128V126H170V128L168 129V130H170L171 129ZM184 127V126H183ZM196 127V126H195ZM205 127V129L206 130H208L207 128ZM222 127V129H220V128H218V131H219V129L221 130L220 132L222 133V132H224L225 134H227V132H231V131H233L232 129H233V127H229L230 129H228V126H221ZM261 127V126H260ZM121 128V127H120ZM134 128V127H133ZM160 128V127H159ZM180 128H182V127H180ZM193 128V127H192ZM198 128H199V126H198ZM199 128V129H200ZM234 128H236L235 126H234ZM240 128V127H239ZM249 128V127H248ZM259 128V127H258ZM262 128V127H261ZM264 128V127H263ZM262 128V130H264ZM173 129V130H174ZM184 130L186 129V127L185 128H183ZM195 129V128H194ZM238 129V128H237ZM236 129V130H237ZM247 129V128H246ZM122 130V129H121ZM135 130H138V127H137V129H135ZM147 130V129H146ZM172 130V131H173ZM178 130H179V128H178ZM178 130L176 131L175 130V132H178ZM184 130H183V133H184V135H185V132H184ZM187 130V129H186ZM189 130V129H188ZM188 130H187V132H188ZM193 130V129H192ZM192 130H189V133L192 131ZM201 130H203L202 131V133L204 134L206 131L204 130V129H201ZM201 130L199 131V130H197L199 133H201ZM210 130L208 131V132H210ZM230 130V131H229ZM245 129H243V131H244ZM117 131H118V128H117ZM138 131H141L142 133H143V131H142V129L140 130H138ZM148 131V130H147ZM179 131H181V129L179 130ZM205 131V132H204ZM234 131H235V129H234ZM120 132H122V131H120ZM124 132H125V130H124ZM123 132V133H124ZM195 132V131H194ZM192 133V134H195V133ZM207 132V134L209 135V133ZM237 132V131H236ZM245 132V131H244ZM250 132V131H249ZM101 133V132H100ZM141 133V134H142ZM179 133V132H178ZM198 133V138H197V141L199 140L200 141V139H199V135H201V134H199ZM232 133V132H231ZM260 133V132H259ZM114 134V133H113ZM138 134V133H137ZM137 134H135V135H137ZM140 134V133H139ZM140 134V135H141ZM181 134V133H180ZM188 133H186V135H187ZM191 134V135H192ZM218 133L216 132L215 133V135H217ZM230 134V133H229ZM2 135V134H1ZM139 135V136H140ZM150 135V134H149ZM153 135V134H152ZM188 135H190V134H188ZM213 135V134H212ZM222 135H223V133H222ZM231 135V134H230ZM234 135V134H233ZM248 135V134H247ZM262 135H263V132H262ZM3 136V135H2ZM107 136V135H106ZM178 136H179V134H178ZM182 136H183V134H182ZM181 136V137H182ZM194 136V137H193ZM202 137H203V135H201ZM211 136V135H210ZM221 136V135H220ZM240 136V135H239ZM252 136V135H251ZM136 137H138V136H136ZM141 138L143 137V136H140ZM153 137H154V135H153ZM181 137H179V139L181 138ZM185 137V136H184ZM190 137V139H191V136H188V138ZM192 137L193 138H195V135H192ZM213 137H215L214 135L212 136V138ZM224 137H225V135H224ZM227 137H229L230 138V136L228 135ZM232 137V136H231ZM264 137V136H263ZM139 138V137H138ZM183 138V137H182ZM185 138H187V137H185ZM192 138V139H193ZM203 138H207V139H209V137L207 136V135H205V137H203ZM203 138H201V139H203ZM216 138H217V136L215 137V141H212V144H211V141H209L210 142V147H211V149L209 148V146L207 145V147L209 148V149H207V151H208V153H207V157H205V155H201V150L200 151H198L199 153H198V159L199 160H201L202 161V163H201V165L203 164V162H205V161H207V166H210L211 167V165L212 164H214V163H217V162H215L213 159H212V157H214L215 158V156H216V158L215 159H220V158H223V157H221V156H219L218 157V155L220 154V153H222V152H220V153H217V152H219L220 151V146H219V144L217 145L216 143H217V141H216ZM226 138V137H225ZM229 138H228V141H229ZM236 138V137H235ZM250 139H251V137H249ZM132 139H133V137H132ZM184 139V138H183ZM191 139V140H192ZM211 139V138H210ZM209 139V140H210ZM221 139V138H220ZM234 139V138H233ZM238 139H239V137H238ZM245 139V138H244ZM248 139V138H247ZM134 140V139H133ZM136 140V139H135ZM148 140H150L149 139V137H148ZM173 140H174V138L171 140L172 142L171 143H173ZM175 140H176V138H175ZM174 140V141H175ZM189 140V139H188ZM188 140H187V142H186V140H182L183 141V143H184V145L187 147L188 145H190L191 144V142H190V140H189V142H188ZM227 140V139H226ZM231 140V139H230ZM260 140V139H259ZM169 141H170V139H169ZM180 141V140H179ZM179 141L177 140L176 142L177 143H179ZM194 141V140H193ZM196 141V140H195ZM235 141V140H234ZM233 141V142H234ZM245 141V140H244ZM263 141H264V139H263ZM138 142V141H137ZM176 142H174V144H172V145H175L176 144ZM181 142V141H180ZM223 142V144H225V143H228L227 141L224 143V141H222ZM260 142V141H259ZM132 143V142H131ZM150 143V142H149ZM149 143H147V144H149ZM159 143H161V141L159 142ZM159 143H156L155 145H157V146H154V147H160V148H162V146L164 145L165 146V144H162V146H160V145H158ZM182 143V142H181ZM183 143H182V146H184L183 145ZM186 143V144H185ZM187 143H189L188 145H187ZM207 143V142H206ZM220 144H221V142H219ZM230 143H232L231 141H230ZM247 143V142H246ZM245 143V145L247 146V147H249L248 146V144H246ZM262 143V142H261ZM264 143V142H263ZM134 144H135V142H134ZM195 144H199L198 146H200V143L198 142H195ZM207 144H209V143H207ZM216 144V145H215ZM232 144H234V143H232ZM232 144H231V146H232ZM260 143H258V145H259ZM169 145V144H168ZM172 145H170L171 146V148H169L168 146H167V149H172L173 148V146ZM228 145V144H227ZM226 145V146H227ZM242 145V144H241ZM135 146V145H134ZM148 146V145H147ZM181 146V145H180ZM182 146L181 147H179L178 146V144H177V146L175 145V149H176V147H178V148H181V149H179V151L183 154V152H184V154H185V152L187 151V148H185V147H183V148H185V149H183L182 148ZM193 146H195L194 145V142H192V146H191V148L195 151V148H196V150L198 149L197 147L198 146H195V147H193ZM204 146H205V144H204ZM217 146L219 147V149H217ZM224 146V145H223ZM223 146H222V148H223ZM229 146H230V144H229ZM228 146V147H229ZM235 146V145H234ZM234 146H232V147H234ZM239 146H240V144H239ZM262 146V149H263V145H261ZM206 146H205V150H206V148H207ZM231 147V148H232ZM238 147V146H237ZM242 148L244 147V146H241ZM260 147V146H259ZM160 148L158 149V148H156V149H158V150H160ZM165 148V147H164ZM189 149H190V147H188ZM230 147H229V149H231ZM235 148V147H234ZM154 149V148H153ZM184 151H183V150ZM215 149H217L216 150V152H214V153H217L218 155H213L212 157H211V155H210V163L212 162V160L214 161L213 163H211V165H210V163H209V156H208V154H210L209 153V151H211V152H213ZM224 149V154L223 155H225V147L223 148ZM233 149V148H232ZM232 149H231V151H232ZM237 149V148H236ZM245 149H247V148H245ZM261 149V148H260ZM259 149V152H261V150ZM155 150V149H154ZM158 150H156L155 152H156V154H158V152L160 153L161 151H158ZM193 150L191 151V149H190V151H187L186 152V158L187 159H184L185 158V155L183 154V155H180V154H178L179 156H181V157H184V158H180V157H178L177 155H174V153L175 152H177V151H174L173 149H172V151L174 152V153H172V151H170L169 150V152L171 153H165V154H168V155H171L172 156V154H173V158L176 156L177 157V159L179 158V159H181V160H186V161H188V162H186L185 161V163L186 164H189L190 162H189V160L190 159H192L191 160V162L193 161V158H194V156H196V151H195V153L193 152ZM222 150V149H221ZM238 150V149H237ZM252 150V149H251ZM158 151V152H157ZM164 151H165V149L163 150V154H162V156H164ZM167 151V150H166ZM229 150H228V148H227V152H228ZM236 151V150H235ZM248 151V150H247ZM258 151V150H257ZM262 151H264V150H262ZM155 152H153L154 154H155ZM193 152V153H192ZM250 152V151H249ZM258 152V153H259ZM179 153V152H178ZM229 153L231 154V152L229 151ZM242 151H241V155L240 156H242ZM248 153V152H247ZM253 153V152H252ZM251 153V154H252ZM155 154V155H156ZM189 154V155H188ZM192 154H194V156H192ZM204 154V153H203ZM234 154V153H233ZM236 154V153H235ZM250 154V153H249ZM249 154H247V155H249ZM255 154V153H254ZM260 154V153H259ZM263 154H264V152H263ZM161 155V153L159 154V156ZM168 155L165 157L164 156V158H165V160H162V159H164V158H162V156L160 157V158H162L161 160H162V163H161V160H160V158H158L159 156L157 155V156H154V157H157L156 159H158V160H156V159H154L153 158V160H154V162H155V160H156V164H155V166H157V164L159 165V163H157V162H159L160 161V163L161 164H164L165 163V165H167L168 163H167V157H168ZM191 155V156H190ZM243 155H246L245 154V152H244V154ZM255 155H258V154H255ZM260 155H262V153L260 154ZM169 157L168 159L169 160H171V159H173L172 157ZM200 156H203L204 158H201L200 159ZM228 155L226 154V157H227ZM230 156H232V155H229V157ZM239 156V157H240ZM253 157H254V155H252ZM251 156V157H252ZM264 156V155H263ZM263 156H262V158H263ZM188 157H190V158H188ZM192 157V158H191ZM228 157V158H229ZM250 157V156H249ZM248 157V158H249ZM251 157L249 158V160H250V162H248L247 160H246V158H244L243 159V161H241V163L242 164H240V165H242V168H244V169H246V168H248V170H249V167H246L247 166V163L249 164H251L252 162V160H251ZM208 159V160H206V159ZM225 158V157H224ZM223 158V159H224ZM231 158V157H230ZM229 158V159H230ZM237 158V157H236ZM189 159V160H188ZM254 159H256V158H253V161H254ZM259 158H257V160H258ZM150 162H152V160H151V157H150ZM199 160H197V162L196 163H198L197 165V168H195L196 170H197V173L199 174V175H201V177H199V175H198V177H196L197 175L196 174H193L195 177H192V185L194 184V183H196L197 182V184H198V182H200V181H197V179L198 180H204V177H202V176H204L203 174H204V169L202 168H200V170H199V167H201V166H199L200 165V162L201 161H199ZM221 160V159H220ZM225 160V159H224ZM224 160L222 161V162H224ZM236 159H234V161H235ZM240 160H242V159H240ZM240 160H238V161H240ZM261 160V159H260ZM264 160V159H263ZM163 161H166V162H163ZM172 161V160H171ZM169 162L170 164L172 163V162ZM195 161V160H194ZM217 161V160H216ZM219 161V160H218ZM226 161H227V159H226ZM154 162H152L153 163V165L151 166V169L153 170L154 168ZM175 162H177V161H175ZM255 162V161H254ZM259 162V161H258ZM264 162V161H263ZM167 163V164H166ZM173 163H174V159H173ZM169 164V167H171L172 168V170L174 169V170H176V168H178V171H174L175 173L176 172H178V176H177V174H175L174 172H173V174H174V176H177V177H179V176H184V174L183 173H181V171H179V169L181 168L182 169V172H187L186 170H188V169H186V167H189L190 166V169H191V165L189 164V166H187V165H185L184 164V162H183V164L185 165V167L183 166V164H182V161L180 162L182 165H181V167L179 168L178 167V165L180 164L179 163V160H178V165L176 164V163H174L176 166H174V164ZM218 163H221V162H218ZM236 163H238L237 161H236ZM150 164H149V166H150ZM253 164V163H252ZM255 164V163H254ZM165 165H160L159 167H155V168H157V170H159L158 168H164V166ZM194 165V164H193ZM217 165H219V164H216V168H217ZM236 165H238V164H236ZM240 165H239V167H240ZM162 166V167H161ZM174 166V167H173ZM226 166V165H225ZM253 166V165H252ZM182 167H184V168H182ZM202 167H204V164H203V166ZM209 167V168H210ZM220 167V166H219ZM237 167V166H236ZM246 167V168H245ZM167 168V169H166ZM170 168V169H171ZM212 168H214V170L216 169L215 168V166L213 165L210 169H212ZM251 168V167H250ZM260 168H262L261 166H260ZM149 170H151L150 169V167L148 168ZM165 169L166 170H168L169 168H168V165L165 167ZM169 169V170H170ZM180 169V170H181ZM210 169L208 170V167L206 168V175L208 176L209 174H210V176H208L207 177V180H209V181H211L210 179H208L209 177H211V179L213 180V178H212V176L213 175H215V173L217 172L216 170H215V173L213 174V172H214V170H213V172L211 173L210 172ZM239 169V168H238ZM263 169V168H262ZM151 170V171H152ZM168 170V171H169ZM196 170L194 171V173L196 172ZM217 170H221V169H217ZM260 170V169H259ZM154 171H156L155 169H154ZM153 171V172H154ZM200 171V172H199ZM210 173H209V172ZM212 171V170H211ZM242 171V170H241ZM251 171H252V169H251ZM150 171H148V173H149ZM153 172H151V173H149V174H152ZM219 172V171H218ZM224 172H226L225 170H224ZM230 172V171H229ZM228 172V173H229ZM239 172V171H238ZM244 172H245V170H244ZM244 172H243V174H244ZM249 172V171H248ZM156 174L155 175V177H153L152 175L153 174ZM151 176H152V178H154L155 180H158V181H156V182H154L153 184H154V188L153 189H155V190H153L154 192H156L158 195L160 194V193H162L161 195H162V197L157 201V202H155V203H151V204H148L147 206H146V208H147V210L150 212V214L151 213H155V212H157V211H159V210H161L164 206H167V205H165L166 204V202L167 201H169L171 198H178V197H181V199H182V201H184L185 202V200H187L186 199V197L188 196L187 195V193H186V191H183V190H179V192L181 193L182 191L184 192V194L186 193V196H184L183 198H182V196L184 195V194H180L179 195V192H178V194H175L174 195V193H177L176 191L174 192V189L175 190H177L178 189V186H176L175 185V187H174V189L173 188H171L170 190H169V186H167V183L169 182H166L165 180V183L164 182H160V180H159V177H158V175L161 173H159L158 171H157V173H158V175H157V173L156 172H154ZM203 173V174H202ZM242 173V172H241ZM148 174V175H149ZM167 174H168V172H167ZM183 174V175H182ZM186 174V173H185ZM220 174V173H219ZM230 174L232 175V173L230 172ZM240 174V173H239ZM247 174V171H246V173L244 174V175H246ZM212 175V176H211ZM218 175V174H217ZM221 175V174H220ZM230 175V176H231ZM242 175V174H241ZM248 175V174H247ZM150 176V175H149ZM225 176H226V174H225ZM236 176H237V174H236ZM1 177V176H0ZM160 177H162L161 175H160ZM169 177H171L170 175H169ZM176 177V178H177ZM189 176H187V177H185V178H182V179H186V178H188ZM191 177H190V180H191ZM214 177V176H213ZM245 178L247 177V176H244ZM151 178V180H153ZM158 178V179H157ZM180 177H179V179L177 180V179H175L173 176H172V179H174L173 181H177V183H179V181L181 182V179ZM194 178V179H193ZM196 178V179H195ZM199 178H201V179H199ZM203 178V179H202ZM216 178V177H215ZM219 178V177H218ZM225 178H227V177H225ZM231 178V177H230ZM240 178H242V177H240ZM229 179V178H228ZM187 180H189V179H187ZM190 180L189 181H187L188 182V184L192 187V185L190 184ZM215 180V179H214ZM183 181V180H182ZM185 182L184 183H186V180H184ZM205 181V180H204ZM226 181V180H225ZM229 181V180H228ZM227 181V182H228ZM238 181H239V179H238ZM244 181V180H243ZM117 182V181H116ZM140 183L141 182H144V181H139ZM157 182H160L161 184H166V185H164V186H166V187H164L163 185L161 186V188L159 187V190H157V188L156 187H158V186H160L161 184H157ZM201 182H203V181H201ZM213 182V181H212ZM216 183H217V181H215ZM214 182V184H216ZM176 183V184H177ZM183 183V182H182ZM209 183V182H208ZM229 183H230V181H229ZM231 183H232V181H231ZM248 183V182H247ZM151 184H152V182H151ZM152 184V185H153ZM175 184V183H174ZM180 184V183H179ZM187 184V183H186ZM196 184V185H197ZM201 184V183H200ZM210 184H211V182H210ZM222 184V183H221ZM169 185H171L172 186V184H170V182H169ZM178 185V184H177ZM182 185V184H181ZM188 185V186H189ZM231 185V184H230ZM183 186V188H184V185H182ZM188 187V188H191V187ZM217 186V185H216ZM234 186V185H233ZM239 186V185H238ZM244 186V185H243ZM195 187V184H194V186H193V188ZM197 187V186H196ZM235 187V186H234ZM177 188V189H176ZM186 188V187H185ZM204 188V187H203ZM218 188V187H217ZM227 188H229V187H227ZM226 188V189H227ZM232 188V187H231ZM235 188H237V187H235ZM244 188H245V186H244ZM197 189H198V187H197ZM201 189V188H200ZM214 189H215V187H214ZM224 189H225V187H224ZM238 189V188H237ZM241 189V188H240ZM143 190V189H142ZM158 192H157V191ZM185 190H187V189H185ZM204 190H206L205 188H204ZM221 190H223V187H222V189ZM232 190V189H231ZM152 191V192H153ZM160 191V192H159ZM190 191V190H189ZM193 191V189H191V192ZM195 191L196 192H198L197 194L196 193H193L192 192V194H193V196L194 195H198V194H200L199 192L200 191H202V189L199 191V190H196L195 189ZM217 191V190H216ZM227 191H229V190H227ZM241 191V190H240ZM171 192V193H170ZM174 192V193H173ZM203 192V191H202ZM217 193V192H216ZM222 193H223V191H222ZM225 193V192H224ZM223 193V194H224ZM228 193V192H227ZM226 193V194H227ZM234 193V192H233ZM232 193V194H233ZM236 193V192H235ZM156 194V195H157ZM173 194V195H172ZM172 195V196H171ZM176 195H179V196H177L176 197ZM204 195H206L207 196V193L206 194H204ZM209 195V194H208ZM214 195V194H213ZM220 195H221V192H220ZM231 195V194H230ZM174 196V197H173ZM232 196V195H231ZM246 196V195H245ZM2 197H4V196H2ZM195 198H196V196H194ZM211 197V199H212V196H210ZM209 197V198H210ZM225 197V196H224ZM1 198V197H0ZM5 198L6 197H4L2 200L0 199V205H3L4 203L6 204V203H8L10 200H7V202H5L6 200H5ZM195 198H193V199H195ZM8 199V198H7ZM9 199H10V197H9ZM180 199V198H179ZM191 197H190V201H191ZM219 199V198H218ZM3 200H5V201H3ZM172 200V199H171ZM169 201V205H171V202L173 201ZM188 200H189V196H188ZM215 200H217V199H215ZM220 200V199H219ZM231 200V199H230ZM12 201H13V199H12ZM105 201V200H104ZM235 201V200H234ZM3 202V203H2ZM11 202V201H10ZM53 202V201H52ZM183 202V203H184ZM230 202V201H229ZM228 202V203H229ZM186 203V202H185ZM231 203V202H230ZM229 203V204H230ZM5 204H4V206H5ZM13 204V203H12ZM16 204V203H15ZM181 204H182V202H181ZM8 205V204H7ZM53 205V204H52ZM188 205V204H187ZM190 205H192V204H190ZM190 205H188V206H190ZM197 205V204H196ZM195 205V207H198L199 205H197L196 206ZM232 205H233V203H232ZM20 206V205H19ZM18 206V207H19ZM49 206H51V205H49ZM194 206V205H193ZM250 206H252L251 204H250ZM9 207V206H8ZM8 207H6V209H8ZM16 207V206H15ZM54 207V206H53ZM60 207V206H59ZM87 207V206H86ZM101 207H103V206H101ZM192 206H190L189 207V209L191 208ZM195 207H193V208H195ZM11 208H13L12 206H11ZM52 208V207H51ZM51 208H49V209H51ZM84 208V207H83ZM193 208H191V209H193ZM198 208H200V206L198 207ZM85 209V208H84ZM1 210V209H0ZM2 210H3V207H2ZM5 210V209H4ZM19 210H20V207H19ZM112 210H115V212H117V213H119L120 215H124V216H126V214L124 213V211H121V210H119V209H112ZM146 210V209H145ZM184 210V209H183ZM47 211V210H46ZM49 211V210H48ZM144 211V210H143ZM1 212V211H0ZM50 212V211H49ZM52 212V211H51ZM102 212V211H101ZM146 212V211H145ZM197 212V211H196ZM4 213H6V212H4ZM19 213V212H18ZM76 213H77V211H76ZM105 214V213H104ZM106 214H108V213H106ZM113 214V213H112ZM255 215V217L257 216V214L256 213H254ZM77 215V214H76ZM99 215H101V214H99ZM111 215V214H110ZM117 215V217H118V214H116ZM59 216V215H58ZM102 216H103V214H102ZM128 216V215H127ZM260 216V215H259ZM185 218H187V217H185ZM43 219V218H42ZM101 219H102V217H101ZM173 219H175V217H173ZM261 219V218H260ZM37 220V219H36ZM40 220V219H39ZM42 221V220H41ZM125 220H123V222H124ZM166 221V220H165ZM264 221V220H263ZM167 222V221H166ZM13 223V222H12ZM29 223L31 224L32 222L31 221H29ZM41 223V222H40ZM196 223V222H195ZM21 224V223H20ZM117 224V223H116ZM163 224H166L167 225V223H163ZM22 225V224H21ZM33 225V224H32ZM172 225H174V224H172ZM25 226V225H24ZM34 226V225H33ZM36 226H37V224H36ZM21 227V228H20ZM19 228H20V230L22 229V226H20ZM26 227H27V225H26ZM29 227H31V225L29 226ZM38 227H39V225H38ZM42 227V229H43V231H45L46 229H44V226H40L39 227V229ZM155 228H156V226H154ZM153 227V228H154ZM264 227V226H263ZM32 228V227H31ZM108 228V227H107ZM133 228V227H132ZM158 228V227H157ZM161 228H163V227H161ZM226 228H227V231H231V229H232V224L230 225V226H226ZM25 230L24 231H26V228H24ZM159 229V228H158ZM165 229V228H164ZM19 229H18V231H20ZM29 230V229H28ZM32 230V229H31ZM105 230V229H104ZM103 230V231H104ZM217 230V229H216ZM33 231V230H32ZM34 231H35V228H34ZM36 231H37V228H36ZM40 231V230H39ZM39 231H37V232H39ZM152 231V233L150 234V236H149V238L148 237H146L147 238V240H146V238L145 239H143L144 240V242H145V245H143V243H140L141 245H142V248H143V250H144V248H145V250H144V252H146V253H143L142 251L143 250H140L142 253H141V257L143 256L144 257V254H146V258H144V259H142V260H140V259H137L138 257H137V255L135 254L136 253V251H135V249L133 250L132 249V251L130 252V254H131V256L133 257L132 259H129V260H127V257H126V259L124 258V259H121V257L123 256V257H125V249L127 250L128 248H130V247H128V245L126 246L127 248H118L117 246H112V244L111 243H109V244H111V246H104V248H107V249H105V252H106V254L108 255V256H113L114 258H112V260H110V259H103V260H100L99 258H96V257H92V258H87V257H85V256H80V257H70V253H67L65 256H64V258H65V260H64V258L62 259L63 260V262L64 263H62L61 261V259L59 258V261L61 262V264H152V263H150V262H152L153 260V257L152 256H155L154 258H155V261H157L156 259H159L158 261H159V263H156V264H165L164 263V261L165 262H168V260L167 259H169V257L170 256H167V254H169V253H171L170 255H172L173 253L175 254V255H177V252H175L176 250H175V248H176V246L173 244V243H175V242H168V241H170V240H166L167 238H165L164 237V235L165 234H161L159 231L157 232V231H155V230H151ZM160 231H161V229H160ZM175 231V230H174ZM177 231V230H176ZM218 231V230H217ZM27 232V231H26ZM37 232H36V234H37ZM163 232H164V230H163ZM20 233V232H19ZM18 233V234H19ZM35 232H33L32 233V235H31V237H29V238H31L32 239V236H33V234H34ZM41 233V232H40ZM39 233V234H40ZM99 233V232H98ZM109 233H110V231H109ZM108 233V234H109ZM138 233H140V231H138ZM26 234V233H25ZM31 234V233H30ZM29 234V235H30ZM38 234V235H39ZM42 234V233H41ZM1 235H2V233L0 232V239H1ZM94 235V234H93ZM111 235V234H110ZM179 234H177L176 236H178ZM220 235H221V233H220ZM5 236V235H4ZM21 236H26V235H21L20 234V239L21 238H23V237H21ZM43 236V235H42ZM100 236V235H99ZM175 236V237H176ZM225 236V235H224ZM3 237V236H2ZM13 237V236H12ZM33 237H35V236H33ZM142 236H138L137 237V239H136V241H135V243L137 244V246L139 245V247H140V244L138 243L139 242V240H138V238H141ZM144 237H145V235H144ZM171 237H173L174 238V235L173 236H171ZM226 237V236H225ZM252 237V236H251ZM5 238V237H4ZM15 238V237H14ZM25 239H26V237H24ZM23 238V239H24ZM37 238V237H36ZM40 238V237H39ZM253 238V237H252ZM257 238V237H256ZM38 239V238H37ZM176 239L178 240V238L176 237ZM251 239V238H250ZM9 240H10V238H9ZM9 240H6V242L8 241V244H7V246L9 247ZM29 240V239H28ZM34 239H32V241H33ZM39 240V243H40V240L41 239H38ZM125 240V239H124ZM138 240V241H137ZM179 240H181V237H179ZM227 240V239H226ZM255 240V239H254ZM1 241H2V243H3V245H4V247L5 248H3L4 250H5V252H7V251H9V250H11V248L13 247H9L10 249H8L6 246H5V243L3 242V241H5V239H1ZM18 241H19V239H18ZM24 241V240H23ZM23 241L21 242L22 244H23ZM256 241H258L257 239H256ZM11 242V241H10ZM47 242V241H46ZM50 241H48L47 243H49ZM177 242V241H176ZM181 242V241H180ZM200 242V241H199ZM251 242H253V243H255L254 241H252L251 240ZM1 243V242H0ZM19 243V242H18ZM25 243V242H24ZM51 243V242H50ZM59 243V242H58ZM122 243H124V242H122ZM129 242L127 241V244H128ZM132 243V242H131ZM173 246H171L170 244ZM257 243V242H256ZM12 244V243H11ZM51 244H53V243H51ZM50 244V245H51ZM94 244V243H93ZM108 244V245H109ZM135 244V245H136ZM178 244H179V242H178ZM178 244H176L177 245V248L176 249H178V247H180V245H178ZM199 244H201V243H199ZM259 244V243H258ZM16 245V244H15ZM21 245V244H20ZM96 245V244H95ZM105 245H106V243H105ZM114 245H115V243H114ZM116 245H118V244H116ZM123 245V244H122ZM126 245V244H125ZM237 245V244H236ZM260 245V244H259ZM23 246H24V244H23ZM53 246V245H52ZM56 246V245H55ZM3 247V246H2ZM37 247V251H39V249H41L40 247H39V245L38 246H36ZM43 247V246H42ZM93 247H94V245H93ZM97 246H95L94 248H96ZM98 247H99V245H98ZM134 247V246H133ZM139 247H137V248H139ZM240 247V246H239ZM258 247V246H257ZM256 247V249H258ZM260 247H262V246H260ZM259 247V248H260ZM264 247V246H263ZM6 248H7V250H6ZM39 248V249H38ZM135 248V247H134ZM14 249V248H13ZM19 249V248H18ZM18 249H16V252H17V250ZM44 249L46 250V252L48 251V252H50V250H49V247L48 246H44ZM75 249V248H74ZM102 249V248H101ZM140 249H141V247H140ZM182 248H180V250H181ZM20 250H21V248H20ZM20 250H18V251H20ZM71 250H73V248L71 249ZM75 250H77V249H75ZM97 250H99V249H97ZM185 250V249H184ZM261 250H263L262 248H261ZM1 251H2V249H1ZM13 251V250H12ZM12 251H9V252H12ZM15 251V250H14ZM80 251V250H79ZM103 251V250H102ZM134 251H135V253H134ZM244 251V250H243ZM264 251V250H263ZM69 252V251H68ZM71 253L73 252V251H70ZM77 252H78V250H77ZM139 252V251H138ZM245 252V251H244ZM14 253V252H13ZM35 253V252H34ZM129 253V250L127 251V255H129L128 254ZM140 253V252H139ZM9 255V253H5V255ZM11 254V253H10ZM17 253H15V255H16ZM19 254V253H18ZM23 254V253H22ZM46 253H44V255H45ZM74 254H75V251H74ZM143 254V255H142ZM157 255V258H156V255ZM180 255H182L181 253H179ZM12 256H13V254H11ZM37 255H38V252L36 253V255H35V257H37ZM175 255H172V256H175ZM192 255V254H191ZM257 255V254H256ZM21 256V255H20ZM166 256L168 257V258H166ZM184 256H186V255H184ZM8 257V256H7ZM56 257V256H55ZM54 257V258H55ZM115 257H118V259H116ZM137 257V258H136ZM176 257V256H175ZM259 257V256H258ZM6 257H4V259H5ZM13 258V257H12ZM16 258V260L13 258L12 260H13V262H12V260H10L11 262H9L10 264H39V263H35V261H28L27 259V261L28 262H31V263H26V262H24V261H20L21 259L20 258H17V257H15ZM23 258H25V257H23ZM48 257H46L45 258V261H46V259H47ZM54 258H52L53 260H55ZM178 258V257H177ZM176 258V259H177ZM180 258H181V256H180ZM184 258V257H183ZM188 258V257H187ZM9 259H11V257L9 258ZM171 259H172V257H171ZM170 259V260H171ZM175 259V258H174ZM191 259V258H190ZM196 259H198V258H196ZM25 260V259H24ZM25 260V261H26ZM51 260V259H50ZM182 260V259H181ZM184 260V259H183ZM189 260V259H188ZM193 260V259H192ZM250 260V259H249ZM4 261V260H3ZM1 259H0V264H5V262H7L8 263V261L9 260H7V258L5 259V261L3 262ZM20 261V262H19ZM45 261L44 260H42L40 263L41 264H59V262L58 263H55V262H50V261H48V263L46 262L45 263ZM173 261V260H172ZM199 261V260H198ZM198 261H196V263L198 262ZM154 262V261H153ZM190 262V261H189ZM193 262V261H192ZM195 262V261H194ZM193 262V263H194ZM254 262V261H253ZM6 263V264H7ZM171 263V262H170ZM175 263H176V260H175ZM186 263V262H185ZM191 263V262H190ZM169 264V263H168ZM199 264V263H198ZM201 264H203V263H201Z\"/></svg>",
  "mask_w": 264,
  "mask_h": 264
}]
</instances>
